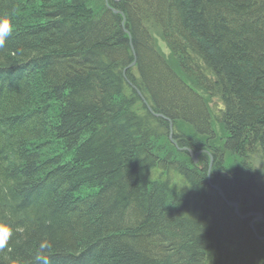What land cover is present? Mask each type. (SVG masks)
Instances as JSON below:
<instances>
[{
  "label": "trees",
  "instance_id": "16d2710c",
  "mask_svg": "<svg viewBox=\"0 0 264 264\" xmlns=\"http://www.w3.org/2000/svg\"><path fill=\"white\" fill-rule=\"evenodd\" d=\"M0 16V264H40L43 239L49 264H264V0H0Z\"/></svg>",
  "mask_w": 264,
  "mask_h": 264
},
{
  "label": "clouds",
  "instance_id": "9594fccd",
  "mask_svg": "<svg viewBox=\"0 0 264 264\" xmlns=\"http://www.w3.org/2000/svg\"><path fill=\"white\" fill-rule=\"evenodd\" d=\"M12 31L13 24L9 17L0 16V48L4 47ZM12 236V228L6 223H0V250L5 249ZM51 247L52 245L47 239H43L39 242L38 249L35 253V259L40 262V264H49V257L45 253Z\"/></svg>",
  "mask_w": 264,
  "mask_h": 264
},
{
  "label": "rangeland",
  "instance_id": "374dc122",
  "mask_svg": "<svg viewBox=\"0 0 264 264\" xmlns=\"http://www.w3.org/2000/svg\"><path fill=\"white\" fill-rule=\"evenodd\" d=\"M151 33H152V35H153V37L155 39V42H156V45H157L159 51L163 54V56L166 59H168V61L170 62V64L172 66H175L174 65V60L172 59V56H171V53H170L171 51L168 48L167 44L163 41L162 36H161V31H160L159 27L158 26L157 27L152 26ZM214 128H215L216 131H218L217 135H220V130L218 128V125L214 124ZM184 130L188 131L185 128H184ZM253 162H255V160H253ZM256 219H257L256 217L252 218V220H251L252 226H253V222H256Z\"/></svg>",
  "mask_w": 264,
  "mask_h": 264
},
{
  "label": "bare ground",
  "instance_id": "6f19581e",
  "mask_svg": "<svg viewBox=\"0 0 264 264\" xmlns=\"http://www.w3.org/2000/svg\"><path fill=\"white\" fill-rule=\"evenodd\" d=\"M219 128V127H218ZM169 129H170V134H169V139H171L172 138V133H173V127H172V122L171 121H169ZM214 130H215V128H214ZM215 132L216 133H218V131H216L215 130ZM187 152H188V155H189V157L192 159V161H193V163L194 164H196V163H198V156H199V154L202 152V150H199V151H197V152H194L193 150H191V149H189V148H187V149H185ZM196 158L197 159V161L196 162H194V160H193V158ZM211 163H212V158H210V164H209V166H208V168L210 169V165H211ZM208 169V170H209ZM215 188H217V187H215ZM218 189V188H217ZM228 203H233V202H227V204ZM234 204H236V203H234ZM229 205V204H228ZM237 205V204H236ZM231 206V205H230ZM233 207V206H232ZM237 208H238V206H237ZM236 208V209H237ZM257 219H256V222H261L262 220H263V218H262V214L261 213H255V214H253ZM244 218H246V216H244ZM250 226H252V223H251V221H250ZM253 228V227H252Z\"/></svg>",
  "mask_w": 264,
  "mask_h": 264
},
{
  "label": "water",
  "instance_id": "95a60500",
  "mask_svg": "<svg viewBox=\"0 0 264 264\" xmlns=\"http://www.w3.org/2000/svg\"><path fill=\"white\" fill-rule=\"evenodd\" d=\"M114 12H117V11L114 10ZM131 65H134V63H132ZM193 160H194V162L197 161V159L195 157L193 158ZM221 196H222V194H221ZM228 204L231 205V206H233L234 208H237V205L234 204V203H228Z\"/></svg>",
  "mask_w": 264,
  "mask_h": 264
}]
</instances>
